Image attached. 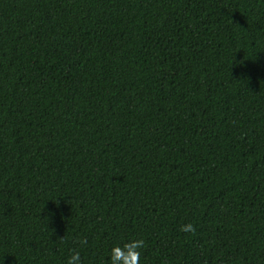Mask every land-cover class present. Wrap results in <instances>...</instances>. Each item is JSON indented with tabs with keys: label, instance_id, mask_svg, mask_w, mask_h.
Returning <instances> with one entry per match:
<instances>
[{
	"label": "trees",
	"instance_id": "16d2710c",
	"mask_svg": "<svg viewBox=\"0 0 264 264\" xmlns=\"http://www.w3.org/2000/svg\"><path fill=\"white\" fill-rule=\"evenodd\" d=\"M135 240L264 264V0H0V264Z\"/></svg>",
	"mask_w": 264,
	"mask_h": 264
},
{
	"label": "clouds",
	"instance_id": "9594fccd",
	"mask_svg": "<svg viewBox=\"0 0 264 264\" xmlns=\"http://www.w3.org/2000/svg\"><path fill=\"white\" fill-rule=\"evenodd\" d=\"M181 231L183 232H194L195 228L193 224L187 223L181 226ZM143 245L142 240H135L131 243L125 245L127 248V252H121L119 248H114L111 261L112 264H133V257H135V264H139L140 253L138 249H140ZM119 250V254H118ZM67 264H80V255L79 253H74L71 257L68 258Z\"/></svg>",
	"mask_w": 264,
	"mask_h": 264
}]
</instances>
